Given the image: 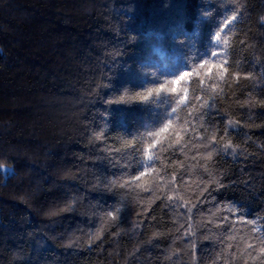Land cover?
I'll return each mask as SVG.
<instances>
[{"label": "trees", "instance_id": "trees-1", "mask_svg": "<svg viewBox=\"0 0 264 264\" xmlns=\"http://www.w3.org/2000/svg\"><path fill=\"white\" fill-rule=\"evenodd\" d=\"M0 163V264H264V0H0Z\"/></svg>", "mask_w": 264, "mask_h": 264}, {"label": "snow or ice", "instance_id": "snow-or-ice-1", "mask_svg": "<svg viewBox=\"0 0 264 264\" xmlns=\"http://www.w3.org/2000/svg\"><path fill=\"white\" fill-rule=\"evenodd\" d=\"M233 19H235V18H233ZM216 39H217V41H219V39H220V34L219 33H216ZM224 43L227 44V40L226 39L224 40ZM213 55H215V53H213ZM229 147H231L230 144H225L224 145V149L225 150H227ZM148 158L151 159V157H148ZM6 171H9V169H6Z\"/></svg>", "mask_w": 264, "mask_h": 264}, {"label": "clouds", "instance_id": "clouds-1", "mask_svg": "<svg viewBox=\"0 0 264 264\" xmlns=\"http://www.w3.org/2000/svg\"><path fill=\"white\" fill-rule=\"evenodd\" d=\"M7 167H8L7 164H5V163H0V169H4V168H7Z\"/></svg>", "mask_w": 264, "mask_h": 264}]
</instances>
